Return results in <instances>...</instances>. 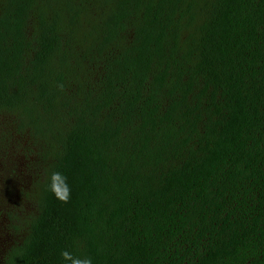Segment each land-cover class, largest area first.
I'll return each mask as SVG.
<instances>
[{"label":"trees","instance_id":"obj_1","mask_svg":"<svg viewBox=\"0 0 264 264\" xmlns=\"http://www.w3.org/2000/svg\"><path fill=\"white\" fill-rule=\"evenodd\" d=\"M14 247L264 264V0H0V264Z\"/></svg>","mask_w":264,"mask_h":264},{"label":"clouds","instance_id":"obj_2","mask_svg":"<svg viewBox=\"0 0 264 264\" xmlns=\"http://www.w3.org/2000/svg\"><path fill=\"white\" fill-rule=\"evenodd\" d=\"M45 179L47 192H49L55 200L67 204L71 198L72 191L67 176L61 171L53 170L47 173ZM21 254V247L12 248L4 258V264H14L15 258H20ZM59 255L61 264H93L91 257L73 255V253L68 250H62Z\"/></svg>","mask_w":264,"mask_h":264}]
</instances>
